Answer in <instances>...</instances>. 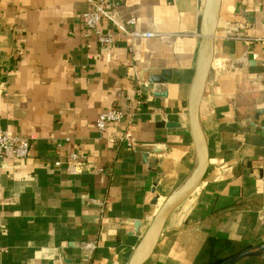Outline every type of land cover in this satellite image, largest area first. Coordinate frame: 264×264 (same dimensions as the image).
Here are the masks:
<instances>
[{"label":"crops","instance_id":"1","mask_svg":"<svg viewBox=\"0 0 264 264\" xmlns=\"http://www.w3.org/2000/svg\"><path fill=\"white\" fill-rule=\"evenodd\" d=\"M119 2L156 35L88 46L87 0H0V128L37 138L27 157L0 160V264H127L196 165L188 93L206 0ZM114 107L130 113L135 149L114 141L128 119L97 129ZM263 109L264 0H222L200 107L210 167L145 264H212L264 243ZM72 152L80 174L64 163Z\"/></svg>","mask_w":264,"mask_h":264},{"label":"water","instance_id":"2","mask_svg":"<svg viewBox=\"0 0 264 264\" xmlns=\"http://www.w3.org/2000/svg\"><path fill=\"white\" fill-rule=\"evenodd\" d=\"M221 3L222 0H206L205 2L200 27L201 41L196 59L195 73L188 93V122L196 155V165L188 177L175 187L160 204L156 213L151 217L150 224L133 249L127 264H145L153 256L164 233L168 219L200 186L210 167V152L201 123L200 107L214 58ZM150 81L161 82L162 76L153 75L150 77ZM257 113L263 114L264 109L258 110ZM159 125L167 128L181 126L180 123L173 121L160 122ZM157 199L158 197L155 202H157ZM263 255L264 243H261L246 248L219 264H235L249 257Z\"/></svg>","mask_w":264,"mask_h":264},{"label":"built area","instance_id":"3","mask_svg":"<svg viewBox=\"0 0 264 264\" xmlns=\"http://www.w3.org/2000/svg\"><path fill=\"white\" fill-rule=\"evenodd\" d=\"M89 5L80 17V22L84 28V37L87 45L93 38L101 48H112L121 38L135 39L138 37H152L156 34L148 31H140L135 28L137 18L134 15L124 16L117 12L116 7L119 0L110 2L109 0H87ZM130 50L133 44L129 45ZM125 119L129 120L127 127L114 141L119 145H125L128 149H135L136 141L132 135L130 125L132 117L130 113L120 107L100 113L96 121L99 132L103 133L109 124L121 123ZM35 134H11L7 130L0 128V160H19L29 155L31 147L36 141ZM67 170L71 174H80L84 170L86 158L77 152H72L64 162ZM62 164V161L56 162ZM104 171V170H103ZM94 244H90L93 248Z\"/></svg>","mask_w":264,"mask_h":264},{"label":"trees","instance_id":"4","mask_svg":"<svg viewBox=\"0 0 264 264\" xmlns=\"http://www.w3.org/2000/svg\"><path fill=\"white\" fill-rule=\"evenodd\" d=\"M255 257H257V256H255ZM227 258H229V257L221 258V259H217V260L214 261L212 264H219V263H221L222 261L226 260ZM249 258H254V257H249ZM241 261H242V260H241Z\"/></svg>","mask_w":264,"mask_h":264}]
</instances>
